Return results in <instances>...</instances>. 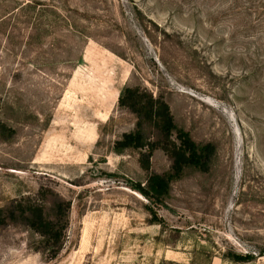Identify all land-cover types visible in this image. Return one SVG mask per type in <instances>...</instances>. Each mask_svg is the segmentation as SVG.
<instances>
[{
	"label": "rangeland",
	"instance_id": "obj_1",
	"mask_svg": "<svg viewBox=\"0 0 264 264\" xmlns=\"http://www.w3.org/2000/svg\"><path fill=\"white\" fill-rule=\"evenodd\" d=\"M246 0H0V206L71 202L54 259L21 223L0 264H264V16ZM162 96L208 163L155 205L133 188L139 150L125 86ZM145 136L155 132L146 127ZM171 158L157 148L148 172Z\"/></svg>",
	"mask_w": 264,
	"mask_h": 264
},
{
	"label": "trees",
	"instance_id": "obj_2",
	"mask_svg": "<svg viewBox=\"0 0 264 264\" xmlns=\"http://www.w3.org/2000/svg\"><path fill=\"white\" fill-rule=\"evenodd\" d=\"M245 4L246 11L264 16V0H246ZM117 102L119 106L133 112L137 120L133 130L123 133L114 142V150H139L138 162L147 175L144 183L137 182L133 188L151 203L161 205L169 193L171 181L186 167L207 164L214 146H199L183 130L178 129L167 102L145 87H123ZM0 125L10 132L14 131L2 122ZM146 127L154 130V138L145 136ZM157 148H162L171 158L168 172H148L150 157ZM38 194L37 197L15 198L9 204L0 206V225L21 223L37 237L31 248L45 254L48 259H54L64 245L71 202L62 197L48 201L46 192Z\"/></svg>",
	"mask_w": 264,
	"mask_h": 264
}]
</instances>
